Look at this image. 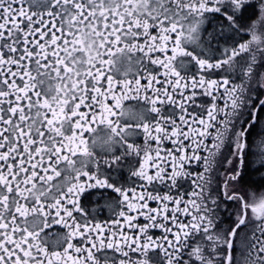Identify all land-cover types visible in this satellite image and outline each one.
<instances>
[{"label":"snow or ice","instance_id":"snow-or-ice-1","mask_svg":"<svg viewBox=\"0 0 264 264\" xmlns=\"http://www.w3.org/2000/svg\"><path fill=\"white\" fill-rule=\"evenodd\" d=\"M0 264H264V0H0Z\"/></svg>","mask_w":264,"mask_h":264}]
</instances>
